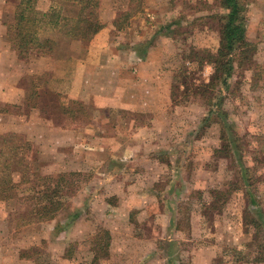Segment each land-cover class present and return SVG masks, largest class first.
Segmentation results:
<instances>
[{"label": "rangeland", "instance_id": "1", "mask_svg": "<svg viewBox=\"0 0 264 264\" xmlns=\"http://www.w3.org/2000/svg\"><path fill=\"white\" fill-rule=\"evenodd\" d=\"M129 1L119 0L120 9ZM19 2L0 0L2 167L15 156L12 141L3 143L9 135L30 146L20 151L22 167H0V181H19L1 194L14 197H0V264H264L219 257L225 248L248 252L257 229L245 216L264 209V0H251L246 13L253 66L236 68L229 89L216 94L192 89L213 73L207 62L200 68L193 49L218 48L226 12L219 0H144L130 19L127 10L118 13L123 33L99 39L91 54L88 43L81 48L83 66L67 50L55 52L63 34L43 26L41 36L57 42L52 71L50 54L19 55L11 46L7 25ZM108 11L99 8V19ZM107 59L122 68L102 69ZM25 61L40 71L28 72ZM77 73H91L93 98L108 95L116 104L73 98ZM175 79L181 87L173 93ZM17 89L24 93L18 101L1 93ZM211 94L220 96L212 118ZM59 175L64 206L54 218H34L29 190ZM215 189L229 191L221 209L208 204Z\"/></svg>", "mask_w": 264, "mask_h": 264}, {"label": "trees", "instance_id": "2", "mask_svg": "<svg viewBox=\"0 0 264 264\" xmlns=\"http://www.w3.org/2000/svg\"><path fill=\"white\" fill-rule=\"evenodd\" d=\"M144 0H130L129 9L123 13L125 18L130 19L135 13L142 7V2ZM251 0H219L220 6L226 9L224 15L221 16V28L219 35V46L216 50L211 48H198L194 50L196 54V60L200 63V68L202 69L204 63L207 62L212 65L213 73L209 82L199 81L198 83H192V89L195 92H214L216 94L217 87H223L229 89V80L233 77L236 68H246L252 67L254 64V55L256 50V45L247 36V9L248 4ZM81 5L79 14L76 17L65 16L56 12H47L44 14L43 18L40 19L36 16V3L37 0H20L18 8L15 11L13 21L7 25V35L11 46L17 51L19 55H27L31 51H38L43 54L52 53L56 47L57 42L51 37H42L41 28L45 26L49 31L53 30L62 33L65 36L91 40L102 28V23L99 19L98 9L100 7L101 0H78ZM142 4V5H141ZM141 5V6H140ZM37 13V12H36ZM117 27L119 29L123 28V25L117 22ZM138 52V51H136ZM194 62V61H193ZM187 68V67H186ZM188 69V68H187ZM200 69V70H201ZM187 71V70H186ZM188 72V71H187ZM187 84V90L188 88ZM181 85L175 82L172 84L173 93L176 89H180ZM220 96L216 95L207 96V102H210L209 114L210 118L213 114L220 110V105L217 99ZM222 97V96H221ZM215 106V107H214ZM207 116V119H208ZM209 118V119H210ZM17 135L11 134L4 140L3 143H7L10 140L12 143L9 145V151L14 153V157L5 158L6 167H2L3 162L0 161L1 170H10L11 165H18L20 167L25 163V158L20 151L24 147L30 146L26 143H18L15 141ZM223 147L227 149V152L232 148L231 143L223 133ZM8 154L7 150L2 148L0 150L1 155ZM27 167V165H26ZM249 167H244L243 172L240 168V174L243 176L246 182H249L246 178L247 169ZM15 170H18L16 168ZM20 170V169H19ZM19 175L20 181H24V172ZM27 172V171H26ZM25 172V173H26ZM249 177V173H248ZM29 179L25 177V180ZM54 183L52 178H46L43 180L39 187L36 185L29 190L28 199L34 206L31 210L34 218L45 219L54 218L60 209L64 206V196L62 190L66 185L65 175H59L54 178ZM19 183V181H17ZM15 179H9L8 182L0 181V197L1 198H12L15 195L7 194L2 196L4 192H7V185L14 183L13 187H17ZM229 191L224 190H211L210 191V208H223L227 205V197ZM262 207V206H261ZM250 214L245 219L249 218L252 226L257 229V232L253 236V239L247 243L245 247L249 250L248 252L240 251L237 248H225L219 257L226 258L232 253H236L242 259L247 260V257L252 256L250 261L253 262H263L264 256L260 254L264 248V236L260 237L261 233L264 235V209L254 210V215L252 209L249 210ZM77 214L74 215V217ZM253 249V250H250Z\"/></svg>", "mask_w": 264, "mask_h": 264}, {"label": "crops", "instance_id": "3", "mask_svg": "<svg viewBox=\"0 0 264 264\" xmlns=\"http://www.w3.org/2000/svg\"><path fill=\"white\" fill-rule=\"evenodd\" d=\"M119 3H120L119 0H101L99 8L101 9L106 8V10H109V11L107 15L105 16L102 15V19L100 21L103 26L99 30V32L91 40L75 39V38L67 37L64 35H60L59 36V47L58 49L55 50V52H62V51L65 52L67 50V52H69L68 56H72L76 58L80 66L85 65L88 62V60H82L80 58V55L78 54H80L79 52L82 51L81 48L85 46L86 43H88L87 49L89 51V54H91L92 49H95L97 48V46H99L97 45V42L99 41V39H102L103 41L107 39V41L109 42L110 33H113V31H117L118 33H123V30L125 28L123 27L122 29H119L117 27V22H118L117 15L118 13L124 10H127V9L125 8L124 5L122 9H120ZM129 4H130V1H129ZM36 5H37L36 12L40 13L39 16L41 17L39 18L41 19L43 18L44 14L47 12H56V13H60L62 15L69 16V17H76L79 14V11L81 8V5L79 4L78 0H37ZM129 30H130V27H129ZM67 41L70 43V45L68 46V48H65L64 44ZM107 47H108V44L104 45L103 48L100 47V52L101 51L107 52L106 50H109L110 46L108 48ZM48 56L49 58H47ZM48 56L46 57L47 59H49V62L46 64V70L52 71L54 68V59H52V57L54 55L50 54ZM16 61L21 62L20 59H17ZM112 62L114 63V66H115L114 68H116L117 70L121 69L122 68L121 66H123L117 63V61L107 59L106 61L101 62V68L102 69L109 68L108 64L109 63L111 64ZM25 64H27L28 72L40 71L39 69H35L33 67L32 61L31 63L30 62L27 63V61H25ZM92 66L93 65H91V67ZM92 74H93V78H96L94 72ZM90 76H91V73H89L88 75L86 74V76L82 75L81 73H77L75 81L73 82V86L69 94H71V96H73V98H75L76 100H88L89 101L91 98V100L95 102V105L99 107L114 106L116 104V101L114 100V98H110L108 95L107 97L94 95V98H93L92 96L93 93H91V89L87 87V84L91 83ZM88 91L91 94L88 95L87 94ZM1 93L4 94L6 100H11V102H14V100L18 101V99H21V97L24 94L22 89H19V90L17 89L16 91L13 90L11 92H1Z\"/></svg>", "mask_w": 264, "mask_h": 264}]
</instances>
